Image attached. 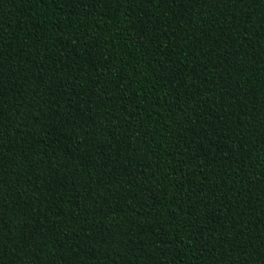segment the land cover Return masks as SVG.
I'll return each instance as SVG.
<instances>
[{
	"label": "trees",
	"instance_id": "obj_1",
	"mask_svg": "<svg viewBox=\"0 0 264 264\" xmlns=\"http://www.w3.org/2000/svg\"><path fill=\"white\" fill-rule=\"evenodd\" d=\"M0 264H264V0H0Z\"/></svg>",
	"mask_w": 264,
	"mask_h": 264
}]
</instances>
